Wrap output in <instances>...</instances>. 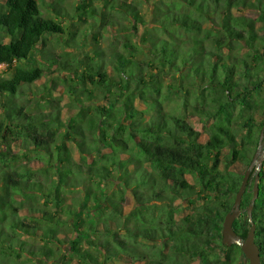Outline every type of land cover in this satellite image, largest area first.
Instances as JSON below:
<instances>
[{"label": "trees", "instance_id": "trees-1", "mask_svg": "<svg viewBox=\"0 0 264 264\" xmlns=\"http://www.w3.org/2000/svg\"><path fill=\"white\" fill-rule=\"evenodd\" d=\"M261 26L264 0H0V264H247L222 230L264 126Z\"/></svg>", "mask_w": 264, "mask_h": 264}, {"label": "water", "instance_id": "water-1", "mask_svg": "<svg viewBox=\"0 0 264 264\" xmlns=\"http://www.w3.org/2000/svg\"><path fill=\"white\" fill-rule=\"evenodd\" d=\"M263 139H264V126L262 127L258 150L254 155L248 169L245 172L243 183L235 197L234 205L231 211L226 215L223 222V230H222L223 243L229 246H234V245L240 246L245 255V262L247 264H261V251L260 248L257 246L255 240L256 225L255 223H253L252 215H253L254 206L260 194V185H259L260 174H261L260 172L262 170V163L264 161V151L262 155H260V150ZM251 175L255 176V182L253 189V198L247 209V217L249 218L252 227L248 234L247 239L244 241L241 237L237 235V233L233 228V225L237 220V218H240L242 215L241 202L245 190H247V184L249 182V178Z\"/></svg>", "mask_w": 264, "mask_h": 264}, {"label": "rangeland", "instance_id": "rangeland-1", "mask_svg": "<svg viewBox=\"0 0 264 264\" xmlns=\"http://www.w3.org/2000/svg\"><path fill=\"white\" fill-rule=\"evenodd\" d=\"M67 2H68V4H71V3H75V0H67ZM152 7V6H151ZM149 6H147V8L145 9V13L146 14H148V12H149ZM249 15V14H248ZM259 33L261 34V35H263L264 34V26H261L260 28H259ZM91 38H92V35H89L88 36V40L90 41L91 40ZM102 45L103 46H106V44L104 43H102ZM49 49H51L53 52H55L56 54H58V53H61V52H64V51H66L65 49H66V46H65V43L63 42V41H56V40H53V43L52 44H50V46L48 47ZM35 58L37 59V60H43V56H41L40 54H39V52L38 51H36L35 52ZM46 57H48V55H46ZM137 59L139 60V61H141V62H146L147 60H148V56L146 55V54H140V55H138L137 56ZM49 71L47 70L46 71V75H44V77L40 80V81H38V83L36 84V86H35V91H38V93H39V90H37L38 89V87L39 88H41V85L42 84H44L45 82H47L48 81V79H49ZM10 74H11V70H9V68L8 67H3V68H0V77H4V78H8V77H10ZM53 89H48L47 90V93H50L51 91H52ZM64 91V90H63ZM57 95H59L58 93H56L55 94V96H57ZM39 96V95H38ZM40 97V96H39ZM63 97H65V100L63 101L64 102V105L66 104L67 105V103H69V101H70V98H68V96L67 95H63ZM180 101H181V99H179V97H176V98H174L173 99V101L172 102H170L168 105H165L166 106V110H169L170 108L172 109V108H174V107H176L177 106V104H179L180 103ZM50 106H48L47 108H49ZM185 112V111H184ZM239 112H240V108H236V110H235V113H236V115L235 116H238L239 115ZM248 113V112H247ZM247 113H245L243 116H247ZM185 114V113H184ZM255 116V120L256 121H258L259 123H261V122H263L264 121V117L261 115V114H255L254 115ZM241 120H244V119H241ZM191 123L192 124H194V125H196L195 127L198 129V130H202L203 128V126H205V125H207V127H208V125H209V122L208 123H205V124H203V123H201V124H197L196 123V120H191ZM206 134H208V132L207 131H205L204 132V136H203V140L205 141L206 140V137H207V135ZM258 146H259V143L258 144H256V145H254V147L253 148H250L249 149V152H248V154H249V160H251L252 161V159H253V157H254V155L256 154V152H257V150H258ZM14 149H18V146L17 145H15L14 146ZM263 151H264V139H263V142H262V144H261V150H260V155H262V153H263ZM235 168H236V170L240 173V174H244L245 172H246V170L248 169V166H247V163L244 161V160H240L239 162H236V164H235V166H234ZM113 180V179H112ZM111 180V181H112ZM118 180V179H117ZM191 183L192 184H195L196 182H195V180L194 179H192L191 178ZM101 184V188H103V189H106V191H109V192H112L114 189H116L118 186H116V187H113V185H114V183H112V182H101L100 183ZM97 186V184H95V183H91V187H92V189L93 190H95L96 187ZM199 189V187L197 186V190ZM109 192H108V194H109ZM131 193L130 192H128L127 194H126V197H125V199H126V201L125 202H122L121 203V205H122V207H125L126 209H130V208H133L134 207V201L132 200V196L130 195ZM107 195V194H106ZM95 202L94 201H90L89 202V205L92 207V205L94 204ZM201 204V202H197L196 203V205L195 206H190V204H189V201L187 200V201H185L184 202V207H182L180 210H181V213L179 212V215L178 216H183V215H185L186 213H190V212H192L194 209H195V207L196 206H198V205H200ZM105 205V204H104ZM23 215H26V213H27V210H23L22 212H21ZM39 242V241H38ZM77 261L76 260H74V264L76 263ZM109 264H129V263H127L126 261H124V260H121V261H118V262H116V263H109ZM195 264H199L198 262H195Z\"/></svg>", "mask_w": 264, "mask_h": 264}, {"label": "built area", "instance_id": "built-area-1", "mask_svg": "<svg viewBox=\"0 0 264 264\" xmlns=\"http://www.w3.org/2000/svg\"><path fill=\"white\" fill-rule=\"evenodd\" d=\"M7 67V64H0V68Z\"/></svg>", "mask_w": 264, "mask_h": 264}, {"label": "flooded vegetation", "instance_id": "flooded-vegetation-1", "mask_svg": "<svg viewBox=\"0 0 264 264\" xmlns=\"http://www.w3.org/2000/svg\"><path fill=\"white\" fill-rule=\"evenodd\" d=\"M252 176H253V175L250 176V178H249V182H252Z\"/></svg>", "mask_w": 264, "mask_h": 264}]
</instances>
